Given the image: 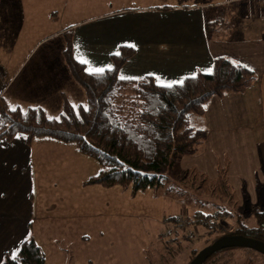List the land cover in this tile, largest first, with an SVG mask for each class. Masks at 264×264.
<instances>
[{
    "label": "crops",
    "instance_id": "crops-1",
    "mask_svg": "<svg viewBox=\"0 0 264 264\" xmlns=\"http://www.w3.org/2000/svg\"><path fill=\"white\" fill-rule=\"evenodd\" d=\"M116 1L0 0V96L11 107H40L48 117L57 116L64 101L83 105L85 91L63 57L67 45L87 71L110 67L111 54L130 47L133 55L119 76L150 75L164 85L208 72L213 59L224 56L251 69L255 80L242 92L209 99L201 117L206 137L196 153L179 158V167L187 161L209 178L224 169L248 180L257 171L255 178L264 179V17L259 1L147 0L140 7ZM85 5L92 13L73 17ZM66 143L50 137L26 140L21 133L0 137V264L35 227L41 187L54 173L45 172L43 162L56 154L76 161L82 154ZM61 168L56 179L76 177L77 164ZM92 174L82 171L83 185ZM222 216L230 224L229 215ZM29 237L35 241L33 234Z\"/></svg>",
    "mask_w": 264,
    "mask_h": 264
},
{
    "label": "trees",
    "instance_id": "trees-1",
    "mask_svg": "<svg viewBox=\"0 0 264 264\" xmlns=\"http://www.w3.org/2000/svg\"><path fill=\"white\" fill-rule=\"evenodd\" d=\"M132 53V48L123 46L111 54L110 67L87 71L67 45L63 57L85 91L86 105L74 107L64 101L61 112L48 117L40 107H11L0 96V137L9 139L21 133L26 140L50 137L72 143L78 152L99 164L98 172L85 179L86 184L128 187L132 193L161 186L166 177L162 169L178 170V156L194 153L206 137L201 117L209 99L242 92L256 76L248 67L219 56L213 59L210 71L187 76L182 83L158 84L150 75L120 77L119 68ZM217 211L215 215L219 216L227 213L231 222H225L229 227L224 231L212 238L207 236V243L231 233L264 241V208L253 209L252 220L222 207ZM213 216L196 209L190 219L206 229L204 234L216 231ZM234 248L220 249L207 260L219 251ZM197 250L191 248L187 262ZM2 264H44V253L32 237H27Z\"/></svg>",
    "mask_w": 264,
    "mask_h": 264
},
{
    "label": "rangeland",
    "instance_id": "rangeland-1",
    "mask_svg": "<svg viewBox=\"0 0 264 264\" xmlns=\"http://www.w3.org/2000/svg\"><path fill=\"white\" fill-rule=\"evenodd\" d=\"M146 1L117 0L116 5L140 7ZM87 7L83 6L73 17L92 13ZM66 144L74 148L73 144ZM183 155L188 154L178 156V166ZM43 163L45 172L54 173L49 172L41 187L42 204L32 218L35 227L29 228L27 237L33 234L44 253V264H186L191 248H201L207 244V236L212 238L229 227L226 219L219 216L220 227L204 234L206 229L192 222L193 238L170 240L162 236L163 218L181 214L190 219L196 209L215 215L222 207L251 219L253 209L264 208V179L255 178L257 171L252 180L233 171L227 174L224 169H218L217 177L209 178L182 161L179 171L162 169L166 177L161 186L132 193L128 187L101 189L93 184L83 185L82 171L92 174L99 169L98 162L87 155L80 154L74 161L70 156L56 154ZM73 163L77 164L75 178L56 179L55 172ZM204 264H264V255L250 248H234L217 252Z\"/></svg>",
    "mask_w": 264,
    "mask_h": 264
},
{
    "label": "water",
    "instance_id": "water-1",
    "mask_svg": "<svg viewBox=\"0 0 264 264\" xmlns=\"http://www.w3.org/2000/svg\"><path fill=\"white\" fill-rule=\"evenodd\" d=\"M229 247L250 248L264 255L263 240L231 233L216 237L206 245L199 248L186 264H203V262H205L211 254L220 249Z\"/></svg>",
    "mask_w": 264,
    "mask_h": 264
},
{
    "label": "built area",
    "instance_id": "built-area-1",
    "mask_svg": "<svg viewBox=\"0 0 264 264\" xmlns=\"http://www.w3.org/2000/svg\"><path fill=\"white\" fill-rule=\"evenodd\" d=\"M261 4V14L264 17V0H258ZM215 220L216 227L218 228L219 224L217 223V215L213 216ZM165 225V230H163L162 236L165 238L171 239L172 237H185L193 238L194 233L191 230V225L193 224L188 216L175 215L171 217H165L162 220ZM220 227V226H219Z\"/></svg>",
    "mask_w": 264,
    "mask_h": 264
},
{
    "label": "snow or ice",
    "instance_id": "snow-or-ice-1",
    "mask_svg": "<svg viewBox=\"0 0 264 264\" xmlns=\"http://www.w3.org/2000/svg\"><path fill=\"white\" fill-rule=\"evenodd\" d=\"M96 71H103V69H97ZM176 83H182V81H176Z\"/></svg>",
    "mask_w": 264,
    "mask_h": 264
}]
</instances>
